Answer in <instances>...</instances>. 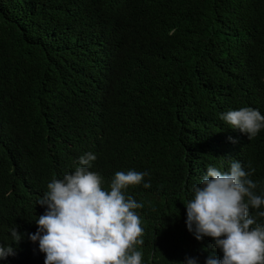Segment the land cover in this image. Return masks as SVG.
Here are the masks:
<instances>
[{"label": "trees", "instance_id": "obj_1", "mask_svg": "<svg viewBox=\"0 0 264 264\" xmlns=\"http://www.w3.org/2000/svg\"><path fill=\"white\" fill-rule=\"evenodd\" d=\"M242 107L264 115V0H0V264H44L37 201L86 153L105 190L149 174L124 191L143 204L141 264L221 259L185 205L234 160L264 197V129L249 140L219 118Z\"/></svg>", "mask_w": 264, "mask_h": 264}, {"label": "clouds", "instance_id": "obj_2", "mask_svg": "<svg viewBox=\"0 0 264 264\" xmlns=\"http://www.w3.org/2000/svg\"><path fill=\"white\" fill-rule=\"evenodd\" d=\"M219 118L249 140L264 129V115L251 107L227 111ZM95 159L92 153L81 156L80 166L63 179L49 182L37 201L46 211L36 220L37 231L29 238L39 242L44 264H141L142 254L136 246L143 243V229L134 210L143 204L126 197L124 191L149 174L116 172L110 190H105L102 177L89 170ZM249 168L245 171L235 160L227 172L208 166L200 185L192 189L194 198L185 205L187 230L198 241L211 237L223 253L219 260L209 256L205 264H264V225L249 215V208L264 206V197L254 191L257 184L249 177L255 169ZM257 215L264 217V211ZM11 237L20 240L15 228ZM10 254L11 247L0 245V258ZM183 264L197 261L186 257Z\"/></svg>", "mask_w": 264, "mask_h": 264}]
</instances>
